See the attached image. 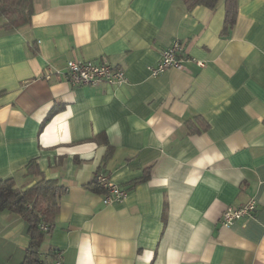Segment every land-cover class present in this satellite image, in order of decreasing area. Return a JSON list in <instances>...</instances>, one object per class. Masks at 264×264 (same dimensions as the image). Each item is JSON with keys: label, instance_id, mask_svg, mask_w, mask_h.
Returning <instances> with one entry per match:
<instances>
[{"label": "crops", "instance_id": "obj_1", "mask_svg": "<svg viewBox=\"0 0 264 264\" xmlns=\"http://www.w3.org/2000/svg\"><path fill=\"white\" fill-rule=\"evenodd\" d=\"M224 1L32 0L28 24L0 28V176L65 188L47 264H264V0H238L228 31ZM175 39L184 67L153 75ZM70 59L127 80L72 85ZM32 161L41 175H25ZM98 171L123 201L103 202ZM251 197L252 216L222 224ZM29 241L0 210V264H21Z\"/></svg>", "mask_w": 264, "mask_h": 264}, {"label": "trees", "instance_id": "obj_2", "mask_svg": "<svg viewBox=\"0 0 264 264\" xmlns=\"http://www.w3.org/2000/svg\"><path fill=\"white\" fill-rule=\"evenodd\" d=\"M188 9L196 5L215 8L221 0H183ZM224 30L231 29L238 16V0H225ZM32 0H0V17L5 21L0 28H14L28 24L32 19ZM2 91H0V95ZM207 124L196 128L198 131L206 128ZM110 155V154H108ZM41 175V170L32 161L25 175ZM96 189L102 190L97 184ZM64 186L55 179L41 176L32 184L18 185L13 176H0V210H8L20 215L28 225L29 245L21 264H47L42 253V245L54 227L60 211V202ZM45 226V227H44ZM53 250L47 253L53 254Z\"/></svg>", "mask_w": 264, "mask_h": 264}, {"label": "built area", "instance_id": "obj_3", "mask_svg": "<svg viewBox=\"0 0 264 264\" xmlns=\"http://www.w3.org/2000/svg\"><path fill=\"white\" fill-rule=\"evenodd\" d=\"M182 44L179 39H175L166 47L161 54L160 60L156 65L150 67L153 75H158L168 68H183L184 57L180 54ZM198 65L205 66L206 62L202 59H195ZM52 71H47L49 77ZM67 81L72 85H96L102 82L117 83L127 80V74L122 66L114 65L108 60L94 61L86 59H70L66 67ZM94 184L100 186L103 190V202L113 204L123 201L128 190L113 180L111 176L104 171H98L93 180ZM258 206L257 199L251 197L248 201L239 205H229L221 215L223 225H231L234 221L249 217L254 214ZM45 227V226H44ZM54 264H64L60 258H57Z\"/></svg>", "mask_w": 264, "mask_h": 264}]
</instances>
